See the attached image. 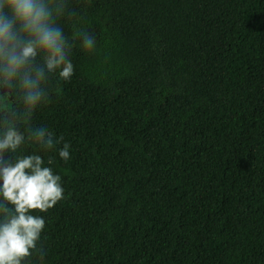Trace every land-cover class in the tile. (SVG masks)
Returning <instances> with one entry per match:
<instances>
[{
  "label": "trees",
  "instance_id": "trees-1",
  "mask_svg": "<svg viewBox=\"0 0 264 264\" xmlns=\"http://www.w3.org/2000/svg\"><path fill=\"white\" fill-rule=\"evenodd\" d=\"M72 6L98 41L33 117L70 144L42 264H264V0Z\"/></svg>",
  "mask_w": 264,
  "mask_h": 264
},
{
  "label": "clouds",
  "instance_id": "clouds-1",
  "mask_svg": "<svg viewBox=\"0 0 264 264\" xmlns=\"http://www.w3.org/2000/svg\"><path fill=\"white\" fill-rule=\"evenodd\" d=\"M83 17L72 0H0V264H32L34 253L42 264L46 255V221L34 213L64 199L50 153L66 163L70 144L35 126L33 117L50 102V81L68 82L75 74L72 49L87 54L97 47L96 33L78 26ZM61 21L71 26V37ZM41 153H49L46 161Z\"/></svg>",
  "mask_w": 264,
  "mask_h": 264
}]
</instances>
